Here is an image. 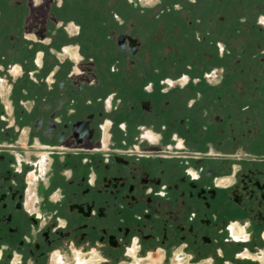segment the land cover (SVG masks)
Masks as SVG:
<instances>
[{
  "label": "flooded vegetation",
  "instance_id": "1",
  "mask_svg": "<svg viewBox=\"0 0 264 264\" xmlns=\"http://www.w3.org/2000/svg\"><path fill=\"white\" fill-rule=\"evenodd\" d=\"M125 1L0 0V264H264V0Z\"/></svg>",
  "mask_w": 264,
  "mask_h": 264
},
{
  "label": "crops",
  "instance_id": "2",
  "mask_svg": "<svg viewBox=\"0 0 264 264\" xmlns=\"http://www.w3.org/2000/svg\"><path fill=\"white\" fill-rule=\"evenodd\" d=\"M199 1L205 4H207L208 2L215 4L220 1L223 2L224 0H199ZM125 2H127V6L118 11L124 15H127V13L132 10L145 11L147 13L152 14L161 7L169 8L174 6L176 12H180V13L183 12V15L185 16L186 14L184 11H189L191 9L194 0H127ZM67 49H68L67 57L70 59L71 62H74V64H76L80 60V56L78 54V47L69 46ZM70 49H72L71 56L68 53ZM58 58L63 60L64 56L58 55ZM16 70L19 72L20 68L18 67L16 68ZM223 183L224 182L218 183V186L220 187L223 186Z\"/></svg>",
  "mask_w": 264,
  "mask_h": 264
},
{
  "label": "rangeland",
  "instance_id": "3",
  "mask_svg": "<svg viewBox=\"0 0 264 264\" xmlns=\"http://www.w3.org/2000/svg\"><path fill=\"white\" fill-rule=\"evenodd\" d=\"M69 29H70V27H69ZM68 50V49H67ZM71 50L72 49H70L69 51H68V53L70 54V56H71ZM152 260L153 261H149V264H151L152 262H154V264H160V256L159 255H154L153 257H152ZM175 262L173 261V260H171V263L170 264H174ZM200 264V263H199ZM209 264V263H208Z\"/></svg>",
  "mask_w": 264,
  "mask_h": 264
}]
</instances>
